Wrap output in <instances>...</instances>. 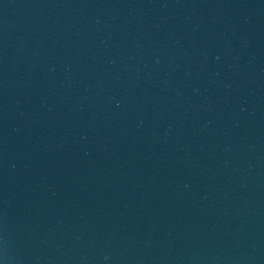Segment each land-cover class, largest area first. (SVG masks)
<instances>
[{
  "label": "water",
  "instance_id": "95a60500",
  "mask_svg": "<svg viewBox=\"0 0 264 264\" xmlns=\"http://www.w3.org/2000/svg\"><path fill=\"white\" fill-rule=\"evenodd\" d=\"M0 264H264V0H0Z\"/></svg>",
  "mask_w": 264,
  "mask_h": 264
}]
</instances>
